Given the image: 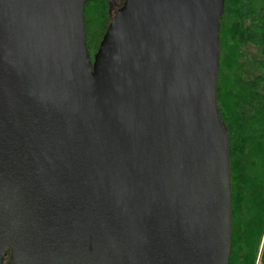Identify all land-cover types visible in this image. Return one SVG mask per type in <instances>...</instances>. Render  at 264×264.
Returning a JSON list of instances; mask_svg holds the SVG:
<instances>
[{"label": "water", "instance_id": "1", "mask_svg": "<svg viewBox=\"0 0 264 264\" xmlns=\"http://www.w3.org/2000/svg\"><path fill=\"white\" fill-rule=\"evenodd\" d=\"M0 0V264H229L225 0Z\"/></svg>", "mask_w": 264, "mask_h": 264}, {"label": "trees", "instance_id": "2", "mask_svg": "<svg viewBox=\"0 0 264 264\" xmlns=\"http://www.w3.org/2000/svg\"><path fill=\"white\" fill-rule=\"evenodd\" d=\"M105 0L84 4L93 60L110 23ZM217 102L230 136L229 264H264V0H225Z\"/></svg>", "mask_w": 264, "mask_h": 264}, {"label": "flooded vegetation", "instance_id": "3", "mask_svg": "<svg viewBox=\"0 0 264 264\" xmlns=\"http://www.w3.org/2000/svg\"><path fill=\"white\" fill-rule=\"evenodd\" d=\"M107 5V12L110 17V21L114 17L115 13L123 7L126 0H105ZM2 264H11L9 252L3 257Z\"/></svg>", "mask_w": 264, "mask_h": 264}]
</instances>
